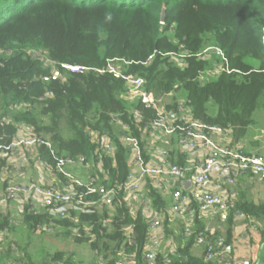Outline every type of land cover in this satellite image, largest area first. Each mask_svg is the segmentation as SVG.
I'll list each match as a JSON object with an SVG mask.
<instances>
[{
  "label": "trees",
  "instance_id": "1",
  "mask_svg": "<svg viewBox=\"0 0 264 264\" xmlns=\"http://www.w3.org/2000/svg\"><path fill=\"white\" fill-rule=\"evenodd\" d=\"M206 38L215 47L209 57L202 53ZM109 61L122 74L142 77L147 93L159 101L166 98L164 104L160 102L165 109L180 112L182 102L193 119L229 130L234 141L244 139L251 134L254 112L264 109V0H0V168L10 158L3 148L27 137L20 136L24 125L50 142L51 148L45 143L34 146L35 159L46 163L63 185L66 178L56 170L51 149L56 156L83 157L81 166L90 169L93 184L114 189L113 197L105 201L98 191L87 193L85 185L68 189L75 198L82 196L94 204L86 211L70 210L64 218L25 202L20 224L29 234L57 227L58 235L102 255V264H116L120 253L133 255V264H217L206 259L204 247L203 254L195 256L190 246L203 232L208 241L222 240L230 247L236 211L262 220L259 231L264 239L263 202L255 204L243 196L232 203L222 237L210 233L199 220V206L192 199L196 220L188 236L182 227L174 251L158 252L151 262L143 259L149 220L141 207L134 210L124 198L121 186L130 170L131 147L119 137H136L147 162L144 135L148 132L143 128L156 111L140 99L126 101L122 78L94 71ZM61 64L89 70L71 72L61 69ZM215 67L219 69L215 74L206 73ZM54 68L63 78L45 81ZM210 103L217 108L215 114L209 111ZM179 133L174 132L175 146L164 162L184 167L186 154L177 143ZM107 144L110 155L104 151ZM255 154L264 158V141L263 150ZM145 180L150 204L160 212L166 207V195L153 179ZM9 181L8 177L4 186ZM16 230L10 213L0 212V234L6 239L0 244V264L10 260L82 264L74 252L63 251H44L35 261L25 244L20 246L13 236L8 240ZM98 263L94 254L88 264Z\"/></svg>",
  "mask_w": 264,
  "mask_h": 264
},
{
  "label": "built area",
  "instance_id": "2",
  "mask_svg": "<svg viewBox=\"0 0 264 264\" xmlns=\"http://www.w3.org/2000/svg\"><path fill=\"white\" fill-rule=\"evenodd\" d=\"M180 56H184L182 53ZM179 56V57H180ZM152 56H149V59ZM176 62L183 64V60L176 58ZM61 69L71 72H83L89 68L61 64ZM219 69L215 67L211 70L215 74ZM94 71L102 74L104 72L111 73L115 78H122L125 82V90L122 94L126 101L132 102L140 99L146 106L152 107L156 111V117L147 125L144 126V132H156L161 135H170L176 130H179L177 143L183 150H196L198 148L205 149V158L201 166H198L193 174L195 190L188 193L183 189H175L171 191L172 197V211L178 216H186L187 212L191 210L190 201L193 199L197 202L199 210L207 211L213 209L221 219H226L230 213L231 206L228 198L223 194L204 190L203 185L209 180L210 173L214 168L219 169L220 174L224 180L229 183H234V178L237 174L252 173L258 179L264 180V158L261 155L246 154L241 146L232 147L229 143L218 138L219 135H226L228 132L219 126L213 125L207 127L200 120L193 119L190 115L189 109L185 110L182 103L178 107L180 112L165 109L164 105L159 103L151 93H147L144 89V79L140 76L132 74H122L119 66L114 61L107 62L106 66ZM62 74L58 68H54L50 77H44L45 81L62 79ZM26 105V104H25ZM20 104L19 107L25 106ZM134 120L139 121V116L134 114ZM181 121L182 124H178ZM21 129L28 133L27 137H19L11 144L6 145L3 150L10 152V159L8 163L0 168V206L6 205L9 201L14 199H40L43 207H47L49 212L57 218H64L68 215L70 210L86 211L88 207L94 204L90 200L84 199L82 196L74 197V192H70L74 187L86 186L87 193H94L98 191L101 194V200L105 201L113 197L114 189H105L97 187L93 183L94 178L83 182L78 177L70 174L65 170L67 165H83V157H64L56 156V170L66 178L64 188L53 187L51 185L37 183L34 181H9L5 186L3 182L9 177L11 172L16 171L21 164L19 157V149L22 146H35L37 143H45L51 148L50 142H44L41 137L34 134L32 128L29 126H20ZM122 141L128 143L131 147L130 165L131 168L127 175L126 181L122 184L124 198L126 202L130 203L138 195L141 183L149 177L157 185H161L166 178L178 179L183 177L190 169L186 166L177 164L146 162L142 156L139 141L136 137L127 134L120 135ZM107 155L111 153V145L107 144L104 149ZM164 158L167 154L166 149L158 151ZM44 168L49 171V166L42 163ZM134 166L137 169L134 170ZM52 175H55L52 173ZM70 189V190H68ZM234 215H243L236 211ZM190 218V217H189ZM191 219V218H190ZM185 227L184 235L188 236L191 232L192 222ZM160 225L159 218H154L149 221L147 228V243L150 248L145 252L144 259L151 262L154 258V248L158 243V238L155 236V229ZM195 242L202 245L205 249L206 259L217 260V264H252L248 259L233 258L227 259L226 246L222 240L210 242L206 239V235L200 232ZM19 264V263H16ZM116 264H128V260L123 259L117 261Z\"/></svg>",
  "mask_w": 264,
  "mask_h": 264
},
{
  "label": "crops",
  "instance_id": "3",
  "mask_svg": "<svg viewBox=\"0 0 264 264\" xmlns=\"http://www.w3.org/2000/svg\"><path fill=\"white\" fill-rule=\"evenodd\" d=\"M182 103V102H180ZM209 111L211 114H215L217 108L210 103ZM188 110V108H185ZM23 130V129H22ZM26 131L20 132V136H28ZM226 135H219L218 138L224 140L226 143H229L230 146H241L245 151H249L251 154H255L258 151L263 150V141H264V132L259 134L257 131H251L250 136L245 137L244 139H239L234 141L232 137V133L227 130ZM145 138V148L147 149V162H155V163H164L165 157L158 152L160 149H166L168 152L172 147L175 146V135L174 133L170 135H161L160 133L150 132L144 135ZM174 141V142H173ZM35 147L34 146H22L19 149V157H20V167L15 171L11 172V181H34L37 183L51 185L53 187H62L64 185L58 181V178L55 175H52L48 170H46L41 163V161H36L35 159ZM186 155L185 159L187 162L186 167L191 170L183 175V177L178 179L166 178L162 184L160 185L163 193L166 195V207L162 208L160 212H157L155 208L150 204L149 198L147 196V180H143L141 183V188L138 195L135 199L130 203L132 208L136 210L138 207H141L143 212L145 213L147 220H152L154 218H159L160 225L155 229V236L158 238V243L155 246L154 255L158 252H162L164 254H168L169 251H174L177 248L180 230L182 227H186L188 225L189 219L190 223L192 222V228L194 227V223L196 218L194 217V209L191 207V210L187 212L186 216H178L172 211V197L171 191L172 188L178 186L176 189H183L188 193H192L195 190L194 185V177L193 174L198 166H201L203 160L205 158V149L198 148L194 150H184ZM180 155L179 153H175V157ZM10 159V158H9ZM130 161V160H129ZM169 164V163H168ZM131 168V165H130ZM134 170L137 169V166L132 167ZM65 170L75 177L84 178V181H88L90 177V169L88 167L77 166V165H67ZM190 181L186 189L184 188L183 182ZM204 190H209L214 193L225 195L230 205L237 201L238 199H242L243 196L246 199L253 201L255 204L263 202L264 203V180L258 179L252 173H241L237 174L234 178V183H227L223 176L220 174L219 169L214 168L211 173L209 180L203 185ZM10 202V203H9ZM6 205L0 206V212L10 213L11 219H14L22 210V204L25 202H29L32 205V208L40 210L43 208V205L38 198L31 199H14L9 201ZM190 217V218H189ZM199 220L205 224V227L213 233L220 236H225L227 230V224L225 219H221L217 213L213 209H209L207 211L199 210L198 214ZM18 223L20 224L19 217ZM232 239L230 247H226L227 259L233 258H242L248 259L252 262V264H264V239L261 236L259 231L260 226L263 221L258 220L257 218L250 215H234L232 217ZM21 228V224L19 225ZM185 236V235H184ZM12 237V236H11ZM11 237L8 240H11ZM186 237V236H185ZM13 238V237H12ZM14 239V238H13ZM6 241L4 236L0 234V244L2 241ZM183 242L185 238L181 239ZM73 244L70 246H65L64 248H57L55 251H63L67 253H72ZM150 248L149 242L146 243V251ZM64 249V250H62ZM190 252L195 256H201L203 254V246L194 242L190 246ZM55 251H48L53 253ZM15 252H17L15 250ZM18 253V252H17ZM94 254L99 257V263L102 264V255H98L99 253H92L87 261L82 260L81 258L75 256L77 261H82V264H88ZM133 255H124L120 253V258L118 261L126 259L128 260V264H133ZM34 260L38 262L39 258L37 255L33 254ZM144 259V257H143ZM145 260V259H144ZM23 264L21 260L19 261H11L7 264ZM57 264V263H55ZM61 264V263H59Z\"/></svg>",
  "mask_w": 264,
  "mask_h": 264
},
{
  "label": "rangeland",
  "instance_id": "4",
  "mask_svg": "<svg viewBox=\"0 0 264 264\" xmlns=\"http://www.w3.org/2000/svg\"><path fill=\"white\" fill-rule=\"evenodd\" d=\"M214 48L215 47L210 42V40L206 38L202 53L204 54L205 57H209L210 52ZM213 63L217 64L219 62L213 61ZM206 73L212 74L211 70H208ZM206 73L203 75V77L207 76ZM161 101L162 104H164L166 98L162 99ZM161 101H159V103ZM253 118L255 120V123L249 127V132L253 130L254 132L257 131L259 132V134H261L262 132H264V109L262 107H258L253 114ZM79 179L83 182H86L82 177ZM17 214L18 213L15 214L16 217H19L20 215ZM16 217H14V219H11V222L17 225V230L11 236H13V238L19 241V243L21 244L20 246H24L25 244L27 252L37 255L36 258H41L40 253L44 251H55L57 248H64V245L70 246L71 244H73L72 252H74L77 257L81 258L84 261H87L89 256L93 253V251L90 249V247L87 244H77L74 243L71 238H65L58 235L59 228L57 227L56 228L51 227L42 232H32L29 234L26 227L21 226L20 228L19 226L20 224L18 223V218ZM13 247L16 249V251L18 250L16 244H14Z\"/></svg>",
  "mask_w": 264,
  "mask_h": 264
},
{
  "label": "water",
  "instance_id": "5",
  "mask_svg": "<svg viewBox=\"0 0 264 264\" xmlns=\"http://www.w3.org/2000/svg\"><path fill=\"white\" fill-rule=\"evenodd\" d=\"M164 9H165V8L163 7V8H162V12H161V21H162V22L164 21V16H165V14H164V11H165V10H164ZM189 182H190V181H184V182H183V185H184V188H185V189H186V187L188 186Z\"/></svg>",
  "mask_w": 264,
  "mask_h": 264
}]
</instances>
